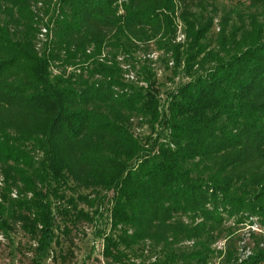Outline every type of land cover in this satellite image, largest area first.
<instances>
[{"label": "trees", "instance_id": "trees-1", "mask_svg": "<svg viewBox=\"0 0 264 264\" xmlns=\"http://www.w3.org/2000/svg\"><path fill=\"white\" fill-rule=\"evenodd\" d=\"M85 224L103 264H264V0H0V234Z\"/></svg>", "mask_w": 264, "mask_h": 264}, {"label": "rangeland", "instance_id": "rangeland-1", "mask_svg": "<svg viewBox=\"0 0 264 264\" xmlns=\"http://www.w3.org/2000/svg\"><path fill=\"white\" fill-rule=\"evenodd\" d=\"M54 73L56 72L54 71ZM182 76H176L175 82L168 81V87H173L182 79ZM247 229H249V226L241 231ZM13 236L14 243L0 234V264H30L32 259L30 245L32 241L21 231L14 232ZM69 237L73 244H71L69 238L62 235V249L58 247L54 253L55 257L51 255L45 261V264H103L102 243L100 238L95 235V229L92 225L85 224L79 230H74ZM70 251L73 253L71 254ZM57 252L60 255H57ZM62 257H65V259Z\"/></svg>", "mask_w": 264, "mask_h": 264}, {"label": "built area", "instance_id": "built-area-1", "mask_svg": "<svg viewBox=\"0 0 264 264\" xmlns=\"http://www.w3.org/2000/svg\"><path fill=\"white\" fill-rule=\"evenodd\" d=\"M246 253H249V251H247Z\"/></svg>", "mask_w": 264, "mask_h": 264}]
</instances>
